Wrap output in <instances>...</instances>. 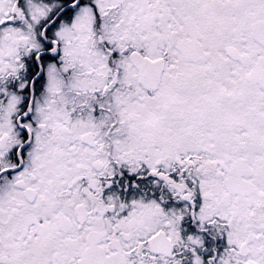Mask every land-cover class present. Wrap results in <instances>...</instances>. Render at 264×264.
<instances>
[{
	"label": "snow or ice",
	"instance_id": "6c2138e0",
	"mask_svg": "<svg viewBox=\"0 0 264 264\" xmlns=\"http://www.w3.org/2000/svg\"><path fill=\"white\" fill-rule=\"evenodd\" d=\"M0 264H264V0H0Z\"/></svg>",
	"mask_w": 264,
	"mask_h": 264
}]
</instances>
